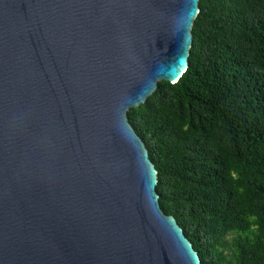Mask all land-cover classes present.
<instances>
[{"label": "water", "instance_id": "95a60500", "mask_svg": "<svg viewBox=\"0 0 264 264\" xmlns=\"http://www.w3.org/2000/svg\"><path fill=\"white\" fill-rule=\"evenodd\" d=\"M200 0H0V264H201L129 121L189 67Z\"/></svg>", "mask_w": 264, "mask_h": 264}, {"label": "trees", "instance_id": "16d2710c", "mask_svg": "<svg viewBox=\"0 0 264 264\" xmlns=\"http://www.w3.org/2000/svg\"><path fill=\"white\" fill-rule=\"evenodd\" d=\"M189 67L129 111L201 264H264V0H200Z\"/></svg>", "mask_w": 264, "mask_h": 264}]
</instances>
